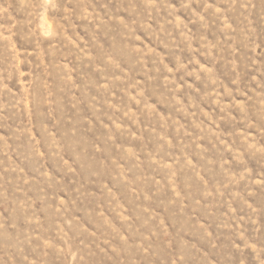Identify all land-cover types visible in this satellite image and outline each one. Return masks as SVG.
Returning <instances> with one entry per match:
<instances>
[{"label": "rangeland", "instance_id": "obj_1", "mask_svg": "<svg viewBox=\"0 0 264 264\" xmlns=\"http://www.w3.org/2000/svg\"><path fill=\"white\" fill-rule=\"evenodd\" d=\"M0 264H264V0H0Z\"/></svg>", "mask_w": 264, "mask_h": 264}]
</instances>
